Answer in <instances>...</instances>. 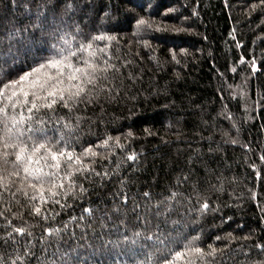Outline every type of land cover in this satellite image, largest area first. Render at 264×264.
Here are the masks:
<instances>
[{"label":"trees","instance_id":"obj_1","mask_svg":"<svg viewBox=\"0 0 264 264\" xmlns=\"http://www.w3.org/2000/svg\"><path fill=\"white\" fill-rule=\"evenodd\" d=\"M38 10L41 27L33 28ZM16 30L23 45L8 39ZM61 33L73 48L91 42L104 49L100 60L115 66L89 99L50 114L49 135L59 136L56 119L71 122L72 147H93L99 155L91 167L101 175L74 176L78 186L62 199L69 206H44L59 213L48 221L32 214L23 195L5 194L0 235L11 230L5 218L30 226L28 264H62L61 252L70 264H135L141 252L160 258L165 245L183 251L196 237L204 249L223 250L212 264L264 262L256 246L264 245V0H0V85L52 56ZM98 35L114 39L93 41ZM109 137V147H96ZM172 191L180 193L172 210L156 215ZM85 208L95 210L82 222L91 227L77 228L71 218L87 215ZM145 214L147 221L137 218ZM65 223L68 231L48 237L43 250L45 228ZM145 229L164 243L141 239L135 258L130 245L105 246ZM16 247L0 240L5 260Z\"/></svg>","mask_w":264,"mask_h":264},{"label":"snow or ice","instance_id":"obj_2","mask_svg":"<svg viewBox=\"0 0 264 264\" xmlns=\"http://www.w3.org/2000/svg\"><path fill=\"white\" fill-rule=\"evenodd\" d=\"M71 8V4L68 5ZM42 11L37 12V22L30 25L33 28H40L39 17ZM145 21L140 20L139 25H144ZM150 26V25H149ZM27 31V28L24 30ZM19 30L9 34V41H17L23 45L24 39H20ZM62 44L57 47L55 53L48 57L43 63L34 67L31 71L19 76L18 79L0 85V200L5 198V194L12 197L23 195L29 202L32 214L48 221L54 219L58 212H53L45 205H59L66 208L69 205L62 203L78 186L74 176L90 175L100 176L91 167L95 163V157L99 155L93 147L83 149L77 153L71 144V135L76 128L71 122H64L63 119H56L54 131L59 133L58 138L53 139L49 131L53 130L54 117L50 114L55 113L56 106L59 104L63 108L72 111L73 107L84 100L90 98L92 90L95 89L102 79H107V73L115 68L107 60H100V55H106L104 49L94 48V44L77 42L75 48L72 40L67 35L61 33ZM74 39V37H73ZM114 37L96 36L93 41L111 40ZM12 47H9V54H12ZM118 70V69H117ZM79 120L77 119V125ZM66 130V131H65ZM109 137L102 145L96 147H109ZM129 160L135 161V155H129ZM119 164H117V168ZM113 173L105 171L103 177ZM187 179V178H185ZM84 191L82 185H79ZM180 195L177 191H172L165 200L160 201L156 207L163 209L156 215H163L172 210V202ZM145 198L151 199L150 192H144ZM127 193L122 194V203H128ZM19 203V200H16ZM140 207L139 203L133 205V210ZM202 209H208L209 205L203 203ZM118 210V209H117ZM7 211V210H6ZM95 210L91 208L83 209L87 215L73 216L70 223H74L77 228L91 227L82 222L93 215ZM4 212H0V217ZM111 217H109L110 219ZM138 219L147 221V215H138ZM6 219L5 228H10L0 240L7 244L10 240L17 245L13 253H9V259L5 260L0 254V264H28V259L34 253L31 251L35 245L31 242L33 233L30 226H16ZM103 220V217H101ZM123 223V221L121 222ZM106 225L102 224L101 227ZM69 224L65 223L63 228H45L44 234L40 237L41 248L46 251L48 237L60 238L61 232L68 231ZM120 231L119 227L115 229ZM15 234V235H14ZM24 238L23 241L16 237ZM150 241L152 246L164 243V238L159 232L145 231L134 232L132 237H123L121 240L105 241V246L120 247L122 244L130 245L132 256L135 258L137 253L134 251L136 246L141 249L145 245L140 241ZM247 239V237H245ZM198 237L193 238L184 246L183 251L173 252L165 245V254L157 258L152 253H143V259H136L135 264H212L218 254L223 250L211 245L207 249L197 244ZM23 243L22 252L19 245ZM264 253V245H256ZM59 252V249H57ZM55 255V254H53ZM65 253H60L62 264H70V260L64 259ZM38 264H58L57 260H44L38 258ZM126 264V262H125ZM264 264V262H261Z\"/></svg>","mask_w":264,"mask_h":264}]
</instances>
